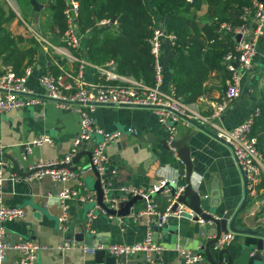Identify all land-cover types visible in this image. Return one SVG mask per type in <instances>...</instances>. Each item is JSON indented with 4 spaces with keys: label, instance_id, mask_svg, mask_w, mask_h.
I'll return each instance as SVG.
<instances>
[{
    "label": "crops",
    "instance_id": "0c3cea01",
    "mask_svg": "<svg viewBox=\"0 0 264 264\" xmlns=\"http://www.w3.org/2000/svg\"><path fill=\"white\" fill-rule=\"evenodd\" d=\"M143 1L147 6H151V0ZM0 4L5 13L4 17H8L9 13L13 14L10 21L3 24L2 27L15 41L17 49L22 51L30 47L28 42H18L19 37L27 41L34 38L40 45V50L32 57V62L29 64L34 65L25 86L33 95L42 99L41 104L0 114V145L3 146L4 151L2 155H8L17 161L19 168L23 170V172L18 173L10 159L0 158L6 162L5 167H0L2 178L0 205L23 210L22 218L7 221L2 226L5 233L4 241L8 246L4 264H15L20 258V253L15 246L28 240L34 241L42 247L36 255L34 264H96L95 252L83 250L84 247L91 249L85 242L90 238H94V249L105 246L104 242L107 243V247L114 245L129 246L143 242L146 238L147 223L151 216L146 214L138 216V214L145 212L141 208V203L137 204V208H130L125 216L109 215L104 213L101 208L97 210L96 217L90 222V226L85 225L86 213L93 210V204L88 203L89 205L85 208H79L78 212L76 203L87 197L95 196L92 189L94 180L92 172H86L81 177L82 186H79L74 180L59 183L51 181L48 177H42L25 182L21 178L24 177L22 174H26L25 171H28L29 167L39 162L62 161L69 153L72 140L79 131L77 110L82 109V106L74 104L72 106L74 111L65 110L59 108L54 101L46 99V92L38 81L41 74L45 72H49L52 76L64 74L67 82L82 83L91 90V94H93L94 86L129 85L133 82L146 86L152 85L142 80H136L132 76L120 74L116 63L106 55L99 54L93 61L86 58L85 45L87 39L98 29V26L80 32L76 23V33L81 37L80 46L76 49H66L61 41L62 37L59 38L58 42H51L47 36L42 34V31L47 33L48 22L50 21V13L46 10L45 5H42V10L48 14V19L45 21L47 23L39 22V32L36 33L32 28V21L29 24L20 15L17 0H0ZM29 4L33 12L30 0ZM67 4L68 0H66V6ZM5 7H8L7 11H5ZM150 8L152 9V6ZM209 9V5L203 3L195 13V21L199 27L214 23L207 16ZM40 17L41 14H39ZM170 17L171 14L163 17L157 14L153 15L155 24L163 28H165ZM21 23L28 29L31 27L32 36L25 35L24 29L18 30L16 28V25ZM115 24L116 21L109 26V29L106 28V30L98 33L97 47L102 45L104 38L116 36ZM15 28L17 29L16 32ZM216 31L219 33L220 39L229 37L228 32L220 29V26ZM234 42L233 39V45ZM209 43L204 41L205 53L209 50ZM55 48H63L66 51H56ZM174 58V45L172 46L164 40L161 46L162 90H167L171 86L175 87L171 82V64ZM56 59H59L58 64ZM253 62L252 73L247 78L242 79L238 99L222 114L224 116L222 127L226 129L238 126L255 109L258 108L260 111L259 106L264 104V36L257 45ZM54 64L58 68L57 75H55V68H52ZM29 65H25L20 74L14 72L17 75H22ZM221 65L224 66L225 71L209 73L202 84L203 93L201 96L195 102L188 104L189 108L194 111L190 115L210 116L213 105L220 100L227 86L232 82V75L227 71L223 57ZM5 66L11 65H3L0 60V77ZM237 103H239V107L230 111ZM91 118L94 125L104 133H119L113 143L107 146L106 175L110 176V172L116 170V176L113 177V181L111 180L112 183H109V187L104 189L107 200L115 199L120 202L124 198L122 191L124 188L146 189L157 184L158 180H169L172 177L170 168L159 169L161 163L166 165L170 163V160L167 159L166 153L155 140L168 137V133L167 129L158 122L154 112L146 108L99 105L94 108ZM182 123L181 120L178 122L177 131L186 134L191 130V127H186ZM43 135L48 136L52 140V144L32 146L30 153L23 159L21 146L29 144ZM92 141L99 143L102 141V136L95 135ZM189 145L191 158L197 160V165L193 167L191 184L194 189L201 191L204 195L203 211H211L209 206L215 204L212 202L214 198L212 193L216 190L221 197V202L216 205L218 215L221 216L228 210L237 209L243 198V180L233 152L224 143L201 131H197V134L190 139ZM92 148L91 142L85 143L81 146L80 151H92ZM172 161L175 163L173 170L183 168L178 160L172 159ZM88 162L87 157L82 156L75 165L76 170L86 167ZM89 176L92 178L91 182L87 181ZM263 183L264 179L260 185L258 199L254 200L246 212L237 218L238 225H252L255 218H264ZM63 189L75 191L77 196L75 199L67 201L68 222L59 227L58 219L62 210L57 197ZM171 199L170 194L165 191L151 196L149 206H152L155 212L161 213L165 211ZM84 202H88V200H84ZM113 210L118 211V206ZM195 217L189 219L184 212L183 217L171 218L161 228L156 226L151 228L153 242L163 248L161 255L157 256V259L163 264H183L181 251L186 250L195 253L200 250L203 253V246L207 241L214 238V226H207L205 222L203 225L199 224ZM79 219L82 220V224L78 223ZM83 226L87 228L85 237L78 240L75 236L82 232ZM242 242L241 237L235 236L227 249L232 253L237 252L240 250ZM65 243H69L71 248L59 250L58 248ZM211 246L210 251L215 258L217 251H213ZM119 258L120 263L125 264H150L142 252L122 255ZM196 264L209 263L204 256V260Z\"/></svg>",
    "mask_w": 264,
    "mask_h": 264
},
{
    "label": "built area",
    "instance_id": "2783aa9c",
    "mask_svg": "<svg viewBox=\"0 0 264 264\" xmlns=\"http://www.w3.org/2000/svg\"><path fill=\"white\" fill-rule=\"evenodd\" d=\"M79 3L76 0H68V4L63 14L65 17L67 29L61 38L66 49H76L80 46L81 37L76 33V23L78 17ZM240 19L243 21L239 25L232 26L230 24L220 25V29L232 35L234 45L223 56V63L227 71L232 75V82L227 86L226 91L220 100L213 105V110L210 116L190 115L192 111L188 104L184 103L177 96L175 87L171 86L167 90H162L163 84V66L161 62V46L164 40L168 41L172 46L175 44L176 37L171 33H167L165 28L155 24L152 36L148 39L150 54L153 60V85L146 86L141 83H131L129 85H107L94 86L91 94L82 83H72L65 80V75L52 76L49 72L41 74L38 78L40 85L46 92V99L52 100L61 109L72 110L74 104L82 106V109L77 110L79 116V131L73 138L69 153L59 162H39L28 168L29 174L24 175L21 179L29 182L34 179L48 177L53 182L66 183L70 180L77 182L79 186L83 185L81 177L86 172H91L94 167L100 177L101 185L104 186L106 179H113L116 176V170L110 172V176L106 175L107 146L112 144L119 133H104L99 130L91 118V113L94 108L99 105L120 106L146 108L154 112L158 118V122L167 129L168 143L173 139L177 132L174 123L180 120L186 127H191L186 121L179 116H184L188 119H194L200 124H205L212 128L214 135L231 146L234 159L237 166L244 173L246 178V189L248 199H258L260 194V185L264 179V158L257 146V140L251 135L252 125L255 118L260 114L259 109H255L253 113L238 126L226 129L222 125L216 123L220 121L222 114L227 111L239 97V87L242 79L247 78L253 70L254 57L256 55L257 45L260 39L264 36V2L251 0L250 5L241 9ZM107 21L100 22V25H105ZM239 36V40L236 37ZM56 51H66L63 48H55ZM33 65L31 64L24 70L22 75H17L11 66H5L0 77V114L19 109L38 105L42 103V99L33 95V93L25 86L27 78L30 76ZM95 135L102 136V141L95 143L92 148L91 160L86 167L78 168L72 171L70 167L56 168L57 166L68 165L73 157L80 151L81 146L85 143H90ZM51 145L52 140L48 136H40L29 144L21 146V157L26 158L30 153L32 146ZM3 146L0 145V155L3 154ZM6 162L0 159V167H5ZM18 179V178H17ZM2 181L0 172V183ZM108 183V182H107ZM109 184V183H108ZM166 181H159L150 188L127 187L122 189L123 200L130 196H140L146 203L147 208L138 214L150 215L151 218L147 223L146 238L143 242L126 245V246H110V253L116 256L131 255L135 253H144L150 264H163L157 256L161 255L163 248L154 243L152 240L151 228L156 226L163 227L171 218L179 219L184 216V212L189 219H193L195 214L183 205L178 204L175 209L176 197L172 198L164 212L157 213L149 206L151 196L159 193L164 188ZM77 193L69 189H63L57 201L61 206V216L58 219L59 227L68 222V204L67 201L75 199ZM89 203L93 204V210L86 213V226H90V222L96 217L97 210L101 208L96 203L95 196L86 198ZM83 200V201H84ZM103 203L109 209H115L118 206L119 200L106 199V192L103 197ZM105 213V211H103ZM23 216L21 208H9L0 205V264H4L5 252L8 248L4 241L3 224L7 221L20 219ZM154 216V218H153ZM199 224H204L200 218L196 220ZM235 234L227 232L221 234L218 239L212 244V250L218 251L227 248L234 240ZM20 253V258L15 264H34L36 255L42 248L41 245L34 241H24L15 246ZM69 243L62 244L58 249H70ZM98 248L88 249L83 248L87 252H95ZM183 264H196L204 260L202 251L192 253L190 251H181ZM125 264V263H120Z\"/></svg>",
    "mask_w": 264,
    "mask_h": 264
},
{
    "label": "trees",
    "instance_id": "16d2710c",
    "mask_svg": "<svg viewBox=\"0 0 264 264\" xmlns=\"http://www.w3.org/2000/svg\"><path fill=\"white\" fill-rule=\"evenodd\" d=\"M19 1V0H17ZM29 3V0H27ZM46 6L50 13L47 33L42 31L51 42H58L63 37L67 25L64 17L66 0H34ZM79 3L77 25L80 32L98 26L87 39L85 48L87 59L93 61L97 55H106L116 63L120 74L132 76L136 80L153 85V60L148 39L155 26L153 15L161 17L171 14L165 26L167 33L176 37L174 44L175 58L171 64V82L178 97L186 104L195 102L203 93L202 84L213 71H225L221 65L223 55L232 49L233 39H220L216 29L222 24L239 25L241 9L250 5L251 0H151L152 9L143 0H76ZM203 3L209 5L207 16L212 25L199 27L195 13ZM0 4V60L3 65H11L16 73H21L25 65L32 62V57L40 50L34 38L28 41L19 37L18 42L30 44L26 50H18L15 41L8 35L3 24L13 17L9 13L4 17ZM115 19L116 36L106 37L100 47L96 46L98 33L109 29L98 25L102 21ZM204 41L210 42L205 53ZM207 51V50H206ZM58 64L59 59L55 60ZM26 64L24 65V63ZM55 75L58 68L54 64ZM226 78V77H224ZM260 114L252 125V136L257 138V146L264 156V104L259 106ZM264 186V183H263Z\"/></svg>",
    "mask_w": 264,
    "mask_h": 264
},
{
    "label": "water",
    "instance_id": "95a60500",
    "mask_svg": "<svg viewBox=\"0 0 264 264\" xmlns=\"http://www.w3.org/2000/svg\"><path fill=\"white\" fill-rule=\"evenodd\" d=\"M259 2H264V0H258ZM30 3L33 7V18H32V28L33 30L38 33L39 26H38V17L39 13L42 9V5L38 4L34 0H30ZM5 11L8 10V7L4 8ZM115 22V19H111L108 23L105 24L106 27L111 26ZM236 40H239V36L236 37ZM239 107V103L232 107L230 111ZM182 120L186 121L190 126L191 130L186 133L176 132L173 136V139L168 143V137L163 139H156L155 141L161 146V149L166 153V157L170 160V163L164 165L165 163H161L159 169H171L172 177L166 181V185L162 188L159 193L167 191L172 198L176 197V204L173 206V209L177 207L178 204L183 205L184 207L188 208L195 214V220L201 218L207 226H214L215 235L213 239L207 241V243L203 246V253L208 261L209 264H264V218L259 219L255 218L253 220L252 225H238L237 218L242 216L248 207L251 206L253 203L251 199H248L247 189H246V178L244 173L238 167L242 180H243V198L237 209L228 210L224 212L221 216L217 213V203L221 202V197L218 195L217 190L213 191V200L215 204L209 206L211 211H203L204 205V195L201 191L194 189L191 184V177L193 173V167L197 165L196 158H191L190 156V139L197 134V131H201L209 136L217 139L218 141L227 145L230 150L232 151L231 146L223 142L222 140L218 139L213 131L212 128L207 127L205 124H200L194 119H188L184 116H179ZM224 120V116L221 117L220 121L216 123L222 125V121ZM177 127L178 123H174ZM150 138L148 137V140ZM96 142L91 141V145L93 146ZM92 151H79L75 157H73L72 161L68 165L57 166L56 168L61 167H70L72 171L76 170V164L79 162L82 156H86L88 159V163L91 160ZM8 158L12 161L14 169L21 173L23 170L19 168L18 162L8 157V155H1L0 158ZM172 159L178 160L182 165L183 168H178L173 170L175 163ZM162 166V167H161ZM27 170V169H26ZM27 175L29 171H25ZM91 172L94 176L92 189L95 192L96 203L97 205L102 208L105 213L109 215H119L125 216L128 214L130 208H137V204H142V209L145 210L147 208L146 201L140 196H128L126 200H121L118 203V211L113 209H109L103 203L104 197V189H107L109 185L112 183V179H106L104 186L101 185L100 177L96 172L95 168H91ZM113 181V180H112ZM162 181V180H158ZM110 184H108V183ZM157 193V194H159ZM156 195V194H155ZM89 202L84 201H77L78 212L79 208H85L88 206ZM92 204V203H91ZM92 206V205H91ZM89 210V209H87ZM86 210V211H87ZM80 217V215H77ZM79 224H82V220L79 219ZM87 228L83 226L82 232L75 236L76 239L82 240L85 237ZM227 232H232L237 237H241L243 239L242 245L240 250L237 252H231L227 248L218 250L216 256L214 258L213 254L210 251V246L218 239L221 234H225ZM90 248H93V243H95L94 238H90L85 241ZM105 246L97 249L95 251V262L96 264H120L119 256H116L113 253H110L109 247H107V243L104 242ZM97 246V245H96Z\"/></svg>",
    "mask_w": 264,
    "mask_h": 264
},
{
    "label": "rangeland",
    "instance_id": "374dc122",
    "mask_svg": "<svg viewBox=\"0 0 264 264\" xmlns=\"http://www.w3.org/2000/svg\"><path fill=\"white\" fill-rule=\"evenodd\" d=\"M17 3H18V10H19V13H20V15L23 17V19L26 21V22H28L29 24L31 23V21H32V14H33V12H32V9H31V6H30V4L28 3V1L27 0H19V1H17ZM43 7V6H42ZM39 14H41V17L39 18L38 17V25H39V22H45V21H47V19H48V14H47V12H45V11H43L42 9H41V11H40V13ZM47 22H45V24H46ZM22 25V26H21ZM30 26V25H29ZM23 27V28H22ZM16 28L19 30V29H24L23 31H25L24 33H25V35H30V36H32L31 35V27L28 29V27H26L24 24H17L16 25ZM15 28V32L17 31V29ZM91 180H92V178L89 176V177H87V181L88 182H91Z\"/></svg>",
    "mask_w": 264,
    "mask_h": 264
}]
</instances>
